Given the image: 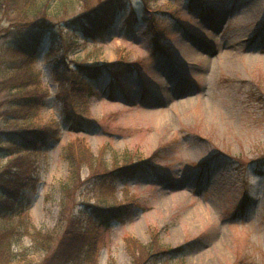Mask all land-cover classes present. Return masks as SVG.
Returning a JSON list of instances; mask_svg holds the SVG:
<instances>
[{
  "label": "rangeland",
  "instance_id": "1",
  "mask_svg": "<svg viewBox=\"0 0 264 264\" xmlns=\"http://www.w3.org/2000/svg\"><path fill=\"white\" fill-rule=\"evenodd\" d=\"M143 1L122 0L103 41L78 38L72 58L111 64L91 78L94 93L78 116L55 97L43 37L36 66L48 96L36 124L57 128L59 138L34 154L35 187L19 206L37 228H57L65 155L88 148L96 165L138 164L111 181L112 200L134 203L102 228L97 264H132L125 237L147 243L152 233L163 248H181L154 264H264V0ZM79 4L52 0L50 19L71 17ZM238 27L245 35L227 52ZM79 170L75 211L99 194L85 180L88 165ZM11 250L12 264L44 255L27 234H16Z\"/></svg>",
  "mask_w": 264,
  "mask_h": 264
},
{
  "label": "trees",
  "instance_id": "2",
  "mask_svg": "<svg viewBox=\"0 0 264 264\" xmlns=\"http://www.w3.org/2000/svg\"><path fill=\"white\" fill-rule=\"evenodd\" d=\"M51 1L0 0V13L7 21L3 24L0 20V151L6 157L0 164V264H12L15 253L11 244L16 234L29 235L35 251H43L36 264H97L102 228L112 218L127 215L134 203H117L108 192L114 178L136 172L137 162L111 168L96 165V157L85 148L77 157L65 155L70 174L61 184L57 228H37L25 219L19 206L25 191L35 187L34 154L59 138L57 128L36 124L48 96L36 66L43 37L49 35L46 54L52 57L51 77L58 84L55 97L78 116L94 93L91 78L101 76L111 64H87L71 56L87 42L103 41L123 7L122 0H78L76 13L56 22L50 19ZM143 3L147 5L146 0ZM142 8L145 15L153 16L150 25L155 27L154 11ZM79 37H84L82 45L77 42ZM85 164L90 169L85 180L91 181L99 194L95 203L83 202L75 211L73 194L83 183L79 169ZM125 244L132 264H154L163 254L181 249L163 248L157 233H152L147 243L126 236Z\"/></svg>",
  "mask_w": 264,
  "mask_h": 264
},
{
  "label": "bare ground",
  "instance_id": "3",
  "mask_svg": "<svg viewBox=\"0 0 264 264\" xmlns=\"http://www.w3.org/2000/svg\"><path fill=\"white\" fill-rule=\"evenodd\" d=\"M234 34H236L237 35V38L236 39H232V40H230V44L228 45V47L226 48V51L227 52H232V49L234 48V46H235V43L236 42H241L242 41V39H243V37H244V35H245V32H244V28L243 27H238V28H236L235 30H234ZM187 50H186V49ZM190 46L188 45V47L186 46H182V49L185 51H189L190 52ZM184 62H185V59L183 60Z\"/></svg>",
  "mask_w": 264,
  "mask_h": 264
}]
</instances>
